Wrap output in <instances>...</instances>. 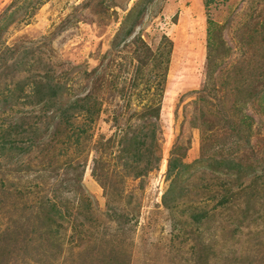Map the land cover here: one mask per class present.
<instances>
[{
	"label": "rangeland",
	"instance_id": "obj_1",
	"mask_svg": "<svg viewBox=\"0 0 264 264\" xmlns=\"http://www.w3.org/2000/svg\"><path fill=\"white\" fill-rule=\"evenodd\" d=\"M85 99L91 119L65 116ZM140 127L158 159L137 177L122 146ZM2 138L26 151L0 156V264H264V0H0Z\"/></svg>",
	"mask_w": 264,
	"mask_h": 264
},
{
	"label": "trees",
	"instance_id": "obj_2",
	"mask_svg": "<svg viewBox=\"0 0 264 264\" xmlns=\"http://www.w3.org/2000/svg\"><path fill=\"white\" fill-rule=\"evenodd\" d=\"M213 0H204V5L208 6ZM212 21L209 20V24L212 25ZM128 34V31H125V36ZM126 41H128L129 43H140L139 47L137 49H135V56H136V64L139 65L140 69L143 65H146V62L150 59V54H153L151 49L149 48V46L147 45V43H145L141 37H137V38H131V39H127ZM138 46V45H137ZM158 75H153V80L157 77ZM49 82H51V80L49 79ZM47 82L46 87L43 84H40L38 86H36V90L37 92L40 94H48V100L47 102L53 104L54 102L51 101V97L52 94H56L58 87H56V85H52L51 83ZM23 85V84H21ZM136 85V84H135ZM151 83L150 85H148L146 87V90L149 91L151 89H149L151 87ZM19 89L21 90V86L19 87ZM156 90H160L159 87H156ZM157 93V92H156ZM140 95V94H138ZM42 100V96L41 98L38 97L37 102H40ZM87 99H85L84 101H82L81 103L78 101H72L70 103V105L67 108H64L62 111L66 112L65 116H67V110H71L69 113V116H74L73 110L75 112L76 109H80V110H86L87 112H90L89 118H92V114H93V110L91 108H89L87 106ZM151 112H154V110H152ZM84 129H80L81 134L84 132ZM136 130V132L131 133L129 136L126 135L125 137V142L127 143V145L123 144L122 146V156H124V158H126V165L128 164V159H133L132 161L135 162H141L143 161V166L138 168L131 166V171L133 170V176H142L145 174L146 171L150 170L152 168L151 163L155 160H157L158 158H154L153 161H150V156L151 159L153 158V150H152V142L155 141V131L151 130L149 131L148 134L143 133V127H140V129H134ZM122 131V130H121ZM11 135V134H10ZM80 133H78V135L76 136V138L78 139ZM143 136V137H142ZM149 138L152 142H149V148L146 149V153H144V151L142 150L141 144L143 145V143H145V139ZM19 140L14 139V138H2L0 141V156L3 155L6 158H8L9 160L12 158H15L18 153H22L20 152L23 149V145H20ZM28 148V147H27ZM12 151H16L17 154H12ZM23 151H26V148L23 149ZM119 153V152H118ZM121 153H119L120 155ZM12 161V160H11ZM209 161L213 162V164H215V168L219 171H226L227 173H232L233 171H238V172H242L245 171L246 169H248L246 167V165H241V162L238 160H235L234 158L231 157H220V158H214V159H210ZM200 160H196L194 161V163H199ZM130 164V163H129ZM132 165V164H130ZM129 166V165H128ZM192 164H186L183 163L181 159L179 158H171L168 162V173H172L174 172L176 175H182L181 172L185 169H187V167H191ZM245 174H248V172L246 173V171L244 172ZM175 175V176H176ZM237 178H241V176L238 175ZM232 187H227L225 189H223V193L220 195V198L217 199V206H225L226 204H228V202L234 203L235 200L233 201L232 198H230L231 196H234L236 193H234L232 190ZM180 193H178L177 190H175L174 186L171 184L167 190V192L164 194V197L166 196V198L163 200V204L164 206L168 207V208H172L173 206H176L177 204V197H179ZM210 198H215V197H210ZM208 212L206 210H198L196 208H193V210L189 213V219L192 223H199L202 222L206 216H207Z\"/></svg>",
	"mask_w": 264,
	"mask_h": 264
}]
</instances>
